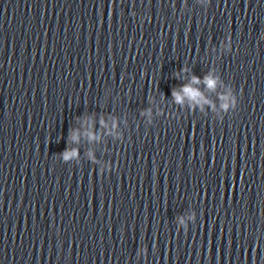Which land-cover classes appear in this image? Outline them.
<instances>
[{
  "label": "water",
  "instance_id": "95a60500",
  "mask_svg": "<svg viewBox=\"0 0 264 264\" xmlns=\"http://www.w3.org/2000/svg\"><path fill=\"white\" fill-rule=\"evenodd\" d=\"M0 264H264V0H0Z\"/></svg>",
  "mask_w": 264,
  "mask_h": 264
},
{
  "label": "clouds",
  "instance_id": "9594fccd",
  "mask_svg": "<svg viewBox=\"0 0 264 264\" xmlns=\"http://www.w3.org/2000/svg\"><path fill=\"white\" fill-rule=\"evenodd\" d=\"M181 71H186V69H181ZM177 78H179V76H177ZM201 83H203L209 90H215L217 86V79L213 75L208 74L204 77L203 81H201L199 77L193 75L189 83L182 85L179 90H172V97L174 101L177 104H183L185 100H188L193 105H200L201 107L204 104H209L210 102L204 97L203 93L199 90V88L195 87L196 85H199ZM221 100L223 101V103L221 104V108L225 110L228 109L229 102L234 103V100L231 98L230 94L222 95ZM101 123L103 125V121H101ZM84 135L87 136L90 141L95 140L97 138L96 135L91 131H85ZM79 136V130L73 129L70 134V139L71 141L78 143ZM60 155L62 160L67 162L71 159L78 157V150L74 148L66 149ZM89 156H91V153H89ZM181 223H183V221H181Z\"/></svg>",
  "mask_w": 264,
  "mask_h": 264
}]
</instances>
